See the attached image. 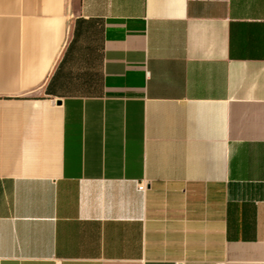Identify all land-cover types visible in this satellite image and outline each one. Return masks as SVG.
I'll list each match as a JSON object with an SVG mask.
<instances>
[{
	"label": "crops",
	"instance_id": "0c3cea01",
	"mask_svg": "<svg viewBox=\"0 0 264 264\" xmlns=\"http://www.w3.org/2000/svg\"><path fill=\"white\" fill-rule=\"evenodd\" d=\"M0 264H264V0H0Z\"/></svg>",
	"mask_w": 264,
	"mask_h": 264
},
{
	"label": "built area",
	"instance_id": "2783aa9c",
	"mask_svg": "<svg viewBox=\"0 0 264 264\" xmlns=\"http://www.w3.org/2000/svg\"><path fill=\"white\" fill-rule=\"evenodd\" d=\"M139 189H140L141 191H143V190H144V186H143V185H140V186H139Z\"/></svg>",
	"mask_w": 264,
	"mask_h": 264
}]
</instances>
